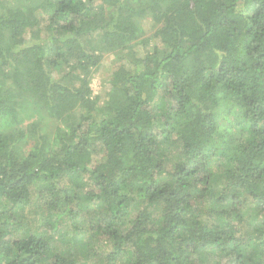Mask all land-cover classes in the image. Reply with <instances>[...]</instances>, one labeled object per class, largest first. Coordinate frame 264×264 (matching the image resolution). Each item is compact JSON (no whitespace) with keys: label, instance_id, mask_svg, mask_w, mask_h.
Returning a JSON list of instances; mask_svg holds the SVG:
<instances>
[{"label":"trees","instance_id":"1","mask_svg":"<svg viewBox=\"0 0 264 264\" xmlns=\"http://www.w3.org/2000/svg\"><path fill=\"white\" fill-rule=\"evenodd\" d=\"M0 264H264V0H0Z\"/></svg>","mask_w":264,"mask_h":264},{"label":"rangeland","instance_id":"2","mask_svg":"<svg viewBox=\"0 0 264 264\" xmlns=\"http://www.w3.org/2000/svg\"><path fill=\"white\" fill-rule=\"evenodd\" d=\"M146 29L149 30L151 25L149 21L145 22ZM114 56L112 54H106L101 69L94 74L92 79V87L94 89V94L105 95L110 88L109 78L113 72L112 63ZM35 197V195H34ZM26 214L29 217V222L34 226L38 223L41 216V210L36 204L31 205L27 208Z\"/></svg>","mask_w":264,"mask_h":264}]
</instances>
